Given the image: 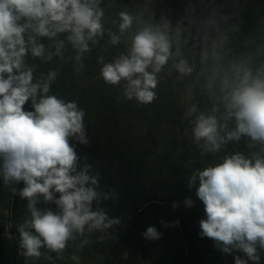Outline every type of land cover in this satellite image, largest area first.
Masks as SVG:
<instances>
[{
    "label": "clouds",
    "instance_id": "9594fccd",
    "mask_svg": "<svg viewBox=\"0 0 264 264\" xmlns=\"http://www.w3.org/2000/svg\"><path fill=\"white\" fill-rule=\"evenodd\" d=\"M100 3L0 0V176L5 184L23 182L19 196L27 200L29 215L18 232L20 248L27 258L40 257L42 247L62 254L76 235L104 232L120 223L102 208H93L94 202L108 196L97 190L98 178L88 174L91 166L77 171L79 158L70 141L88 143L84 110L74 100L50 94L57 71H50L43 81H34V69L25 63L29 51L33 57L51 60L52 55H45V46L37 37L53 39L62 33L76 51L75 59L81 61L91 51L89 42L96 43V38L104 35ZM118 15L119 35L109 32L112 45L120 43V36L135 20L128 12ZM167 27V23L163 29L145 25L132 36L127 52L110 62L100 57L99 75L104 83L122 86L128 100L152 103L157 97L158 74L173 55ZM63 45V40L57 43L56 55ZM174 67L181 75L193 71L184 59ZM220 90L225 123L215 114L203 112L194 120L192 135L201 153L219 152L222 145L239 142L242 137L250 141L249 148H260L250 155L235 152L194 170L188 187L198 181L195 194L206 216L199 222L201 237L212 239L224 254L244 253L247 259L237 255L235 264H247L248 260L259 264L258 249L264 250V64L255 69L245 61L234 64L231 73L221 80ZM29 101L31 111L24 107ZM196 112L195 105L188 110L189 115ZM229 120H234L235 127L226 131ZM41 200L56 209H41L37 206ZM184 203L193 205L191 199ZM160 235L155 226L143 233L148 240L159 239Z\"/></svg>",
    "mask_w": 264,
    "mask_h": 264
},
{
    "label": "rangeland",
    "instance_id": "374dc122",
    "mask_svg": "<svg viewBox=\"0 0 264 264\" xmlns=\"http://www.w3.org/2000/svg\"><path fill=\"white\" fill-rule=\"evenodd\" d=\"M215 1L203 2L208 9L206 15L210 22L206 37L207 61L211 78L215 81L217 107L224 108L221 80L231 73L234 64L241 61L248 62L249 66L255 69L253 52L264 50V46L257 45V39L253 37L258 32L257 23L262 21L264 0H221L219 5H216ZM177 3V0H101L104 35L97 37L96 43L89 42L91 51L85 53L81 61L75 59L77 53L66 40V34L62 33L53 39L37 37L38 43L45 46V55H52L51 60L33 57L29 51L25 63L34 69V80L38 78L43 81L50 71H57L58 75L52 82L50 94L66 101L74 100L84 110L88 143L81 144L74 139L70 141L79 158L77 163L83 168L90 165L88 170L92 173H106L117 178L129 177L128 191L131 195L126 199L116 200L119 209L129 210L152 195H157L160 200L167 193L176 194L183 214L189 219V231L193 240L191 245L199 254L202 264H210L209 257L213 255L216 264H235L234 258L237 255L247 259L244 253L233 251L231 254H224L212 239L201 237L199 222L206 218L204 205L195 194L198 181L189 189L188 179L196 169L202 170L235 152L250 155L258 151L260 146L249 148L250 141L242 137L239 142L222 145L219 152L202 154L192 135L197 114H188V110L194 105L190 92L179 90L175 93V101L172 103L175 110L169 117L172 120L156 123L144 116L140 103L125 98L122 86L107 85L99 75L102 66L99 58L103 57V62H110L114 57L127 52L132 36L145 25L163 29L167 23L165 31L171 44H175L173 38L182 23V18L173 15ZM122 11L133 15L135 20L132 27L120 36V43L112 45L109 32L119 35L118 14ZM30 34L26 33V40ZM61 40L64 45L60 55H56V46ZM173 54L175 64L181 59L185 60L178 47ZM161 76L162 73H159L158 78ZM164 76H167L166 72ZM88 84L94 86L90 92L85 93L83 89ZM24 107L27 111L33 110L30 103H26ZM6 194V187L0 186V217L7 216L4 204ZM186 199L193 201L191 207L185 205ZM37 206L41 209H56L54 204H45L42 200ZM174 219L167 208L162 212L150 213L147 218L148 227L155 226L161 234L160 238L145 239V230L139 235H134L135 245L131 244L130 238L123 243L119 240L116 243L117 251L114 253L119 260L117 259L115 264L121 260L123 264H185L183 256H187L188 246L183 245L184 251H181L174 235ZM101 237V232L95 231L76 235L68 241L62 254L42 247L40 257L35 258V264L112 262L109 256L110 247ZM209 251L211 252L208 253ZM258 252L259 264H264V250L258 249ZM73 256L78 259L73 260ZM247 264L254 262L248 260Z\"/></svg>",
    "mask_w": 264,
    "mask_h": 264
},
{
    "label": "trees",
    "instance_id": "16d2710c",
    "mask_svg": "<svg viewBox=\"0 0 264 264\" xmlns=\"http://www.w3.org/2000/svg\"><path fill=\"white\" fill-rule=\"evenodd\" d=\"M177 1L178 3L173 15L182 18V23L179 31L173 38L175 44H172L171 50L173 53L175 48L178 47L183 52L189 66L193 68V71L189 75H181L174 67L173 54L160 72L163 76L158 78L159 83L155 89L157 94L156 99L150 104H139V106L146 118L156 123H166V121L172 120L169 117L175 110V106L172 104L175 101L173 96L179 90H185L190 92L194 105L197 107V115L201 112L215 114L221 123H225L223 119L225 109L222 106L217 107L214 93L215 81L211 78L212 75L207 61L206 37L210 24L206 15L208 9L200 0ZM215 4H221V0H216ZM261 16L262 21L257 23L259 27L256 29V32H258L253 37L257 39V45L264 46V11ZM213 26L214 22L211 23V27ZM253 53L252 58L255 59L253 67H259L261 64H264V50L254 51ZM164 72L167 73V76H164ZM210 83L211 87H209ZM93 86L94 84H88L83 91L85 93L90 92ZM28 103L31 104L30 101ZM213 109H216L215 113H213ZM226 123V131L234 129V120H229ZM0 164H2V161H0ZM83 169L77 163V171ZM88 174L98 178L97 190L108 196L107 199L101 198L98 203L94 202L93 208L100 207L107 213L109 218H119L120 220L118 225H114L112 228L101 232V236H103L104 241L110 247L109 256L112 258V262L107 261L106 264H115V261L119 260V257L117 258L114 254L117 251L116 243L119 240L123 243L130 238L131 244L135 245L136 237L134 235H139L147 229L149 214L165 211L166 208L175 217L173 220V230L182 249L181 251H184L183 245L188 246L187 256H183L185 264H202L199 254L195 252L191 245L193 240L189 231V219L183 214L180 200L176 194L167 193L160 200L157 195H152L129 210L126 208L121 210L116 205V200L118 198L126 199L131 195L128 191L129 177L117 178L111 174H96L89 170ZM0 186H5L7 189V197L5 196L4 198L7 216L4 217L2 215L0 217V264H35V257H25L23 255L24 250L20 248L18 226L29 215L27 200L19 196V190L23 187V182L19 184H5L3 177L0 176ZM13 188L16 189L15 192H13ZM174 203L177 205L175 208H173ZM177 221L178 223H176ZM209 258L211 260L210 264H216L213 259L214 255ZM122 262L123 260L118 261L116 264H123Z\"/></svg>",
    "mask_w": 264,
    "mask_h": 264
},
{
    "label": "water",
    "instance_id": "95a60500",
    "mask_svg": "<svg viewBox=\"0 0 264 264\" xmlns=\"http://www.w3.org/2000/svg\"><path fill=\"white\" fill-rule=\"evenodd\" d=\"M200 2H201V3H203V2H204V0H200Z\"/></svg>",
    "mask_w": 264,
    "mask_h": 264
}]
</instances>
